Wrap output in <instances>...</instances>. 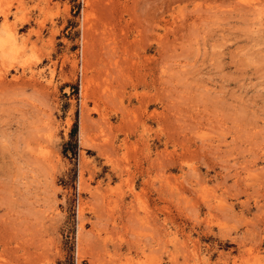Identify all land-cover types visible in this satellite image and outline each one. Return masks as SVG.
<instances>
[{"label": "rangeland", "instance_id": "1", "mask_svg": "<svg viewBox=\"0 0 264 264\" xmlns=\"http://www.w3.org/2000/svg\"><path fill=\"white\" fill-rule=\"evenodd\" d=\"M0 264H264V0H0Z\"/></svg>", "mask_w": 264, "mask_h": 264}, {"label": "bare ground", "instance_id": "2", "mask_svg": "<svg viewBox=\"0 0 264 264\" xmlns=\"http://www.w3.org/2000/svg\"><path fill=\"white\" fill-rule=\"evenodd\" d=\"M86 63V62H85ZM88 65V64H87ZM85 66V65H84ZM84 68V67H83ZM83 74V73H82ZM82 107V106H81ZM83 107H85V106H83ZM84 109V108H83ZM83 112V111H82ZM85 113V112H84ZM84 115V114H83ZM82 134H83V129H82V127L80 128V136H82ZM153 159V158H152ZM153 165V164H152ZM154 166H156V164L154 165ZM195 171V170H194ZM79 251V250H78Z\"/></svg>", "mask_w": 264, "mask_h": 264}]
</instances>
